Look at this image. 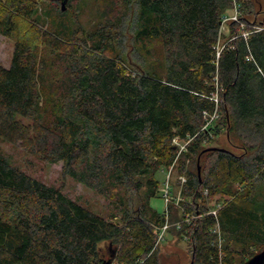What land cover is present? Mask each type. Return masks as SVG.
<instances>
[{"label": "trees", "instance_id": "16d2710c", "mask_svg": "<svg viewBox=\"0 0 264 264\" xmlns=\"http://www.w3.org/2000/svg\"><path fill=\"white\" fill-rule=\"evenodd\" d=\"M95 2L88 29L72 0L66 10L59 0H0V35L14 41L10 66L0 62V138L62 163L116 209L105 215L0 152V264H104L107 250L116 264H162L167 217L151 199L175 161L183 197L200 204L184 205L201 215L168 232L187 242L192 264H245L264 249V9L253 0ZM232 8L238 19L221 43ZM224 130L235 149L213 145ZM176 137L191 139L179 157ZM212 199H223L215 216Z\"/></svg>", "mask_w": 264, "mask_h": 264}, {"label": "rangeland", "instance_id": "374dc122", "mask_svg": "<svg viewBox=\"0 0 264 264\" xmlns=\"http://www.w3.org/2000/svg\"><path fill=\"white\" fill-rule=\"evenodd\" d=\"M253 1L255 3L256 10L260 9L259 7L264 9V0ZM72 5L75 8L79 6V19L80 23L84 27L89 29L94 25L95 22L98 21L99 15L97 14L98 10L95 0H72ZM132 14L133 13H131V15ZM236 15L238 16L239 12L238 9L235 8H232V10L227 13V19L222 28L223 38L221 39V43L229 39V37L231 38L229 22L234 20V17ZM130 17L131 16L129 15L128 19H130ZM127 36V38H130V36H132L130 21L127 27ZM128 41L131 43L130 39ZM152 44L153 48L151 50V57L156 58V56H159V54H161V46L156 42ZM13 52L14 41L11 38L0 35V62L5 67L10 66ZM225 132L226 130L216 135V141L213 143V145H219L233 149L234 146H232V144L229 142V139ZM174 144H178L179 146L180 144L183 145L181 141H176L174 142ZM0 152L3 153V155L7 156L8 159L13 163V165L18 166L19 168L23 169L32 176L39 178L41 181L48 185H55L62 188L63 191L72 198L78 200L81 203L89 205L93 209L102 212L105 215H109L113 210L116 209L114 206L115 203L111 202L110 199L98 194V192H95L93 189L87 187L74 178L66 176L63 173L62 163H49L47 161L40 160L35 155L28 154V152H26L20 145L3 141L1 138ZM156 177H158V179L160 180L161 185L157 195L151 199V205L157 211L164 214L166 203L163 197L162 188L164 185L167 186L169 183V185L172 187L171 190H173V194H179L184 185L182 183L183 174L179 173L177 166L174 165V167L169 166L167 168L161 169ZM185 202L187 204H191V206L193 207L196 205H200L198 203H194L191 198L185 199L183 203ZM222 203L223 199L219 203H215L213 199L206 201L209 210L218 209L220 205H222ZM173 207L175 209V213L178 216V218L173 221V226L178 229L175 224L178 221L184 220L185 217L183 216L185 215L181 211L179 206L173 205ZM184 225L185 223L183 222L182 226ZM165 236L166 237L164 238V240L160 242L161 244L159 243V253L161 256L162 264H192V255L187 242L179 240L174 232H168ZM215 238L219 245L222 246L224 242L222 232L218 233L217 235L215 234ZM110 254V250H107L105 259L110 260V264H116L113 261V256Z\"/></svg>", "mask_w": 264, "mask_h": 264}, {"label": "built area", "instance_id": "2783aa9c", "mask_svg": "<svg viewBox=\"0 0 264 264\" xmlns=\"http://www.w3.org/2000/svg\"><path fill=\"white\" fill-rule=\"evenodd\" d=\"M226 19L227 18H225V20ZM237 19H238V16L236 15L234 17V20H237ZM244 35H248V33L245 32ZM215 117H216V114L212 115L209 119H207V123L204 126V128H207L212 123V121L215 119ZM176 141H178V142L181 141L183 143V145L180 144V146L177 144L179 146L178 147L179 148L178 149V157H179V155L183 151L187 150V145L189 144L191 139L187 140V141H182V140H180L179 138L176 137L174 139V142H176ZM175 162L170 167H174ZM182 180H183L182 183L184 184L186 182V177L183 176ZM171 189H172V187L169 185V183H168L167 186L164 185L163 188H162L163 197H164V200H165V203H166V209H165L164 214H165V217H167V218H166L165 223L163 224V226L158 228L157 232L159 234H158L157 244H159L162 240H164V238L166 237L165 236L166 233H168V230L174 225V223L170 220L171 219L170 205L179 206L181 211L185 215V216H183V217H185L184 220L176 222L175 226L178 227V229H182L183 228V226H182L183 222L185 224H189L194 218H196V217L201 215L199 212L194 213V212H191V211H187L186 206L183 203L185 201V198L182 195V189H181L180 193L177 194V195H174L173 194V190H171ZM205 193H207V191H205ZM217 210L218 209L210 210L209 213H211V214H213L215 216V215H217ZM212 230H213V232L215 234H218V233L221 232L220 227H219L218 224L215 225V227ZM184 236H185V238H187L186 235H184ZM143 262L144 261H140L139 264H143Z\"/></svg>", "mask_w": 264, "mask_h": 264}, {"label": "water", "instance_id": "95a60500", "mask_svg": "<svg viewBox=\"0 0 264 264\" xmlns=\"http://www.w3.org/2000/svg\"><path fill=\"white\" fill-rule=\"evenodd\" d=\"M67 2L68 0H62L61 6L63 10L67 9V5H66ZM212 148H217V147H212ZM198 174L201 177V166L199 163H198ZM104 264H110V260H106ZM245 264H264V249L258 252L256 255H253V257H251Z\"/></svg>", "mask_w": 264, "mask_h": 264}, {"label": "flooded vegetation", "instance_id": "af4514ba", "mask_svg": "<svg viewBox=\"0 0 264 264\" xmlns=\"http://www.w3.org/2000/svg\"><path fill=\"white\" fill-rule=\"evenodd\" d=\"M59 2H61V3H62V0H59Z\"/></svg>", "mask_w": 264, "mask_h": 264}]
</instances>
